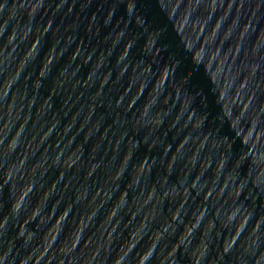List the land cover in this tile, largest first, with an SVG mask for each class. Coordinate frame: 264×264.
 Wrapping results in <instances>:
<instances>
[{
  "label": "water",
  "instance_id": "95a60500",
  "mask_svg": "<svg viewBox=\"0 0 264 264\" xmlns=\"http://www.w3.org/2000/svg\"><path fill=\"white\" fill-rule=\"evenodd\" d=\"M0 264H264V0H0Z\"/></svg>",
  "mask_w": 264,
  "mask_h": 264
}]
</instances>
